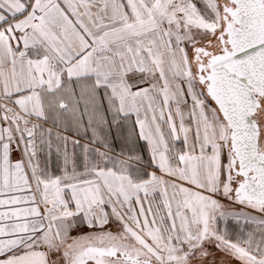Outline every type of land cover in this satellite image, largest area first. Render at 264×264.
Segmentation results:
<instances>
[{
    "label": "snow or ice",
    "instance_id": "1",
    "mask_svg": "<svg viewBox=\"0 0 264 264\" xmlns=\"http://www.w3.org/2000/svg\"><path fill=\"white\" fill-rule=\"evenodd\" d=\"M0 264H264V0H0Z\"/></svg>",
    "mask_w": 264,
    "mask_h": 264
},
{
    "label": "trees",
    "instance_id": "2",
    "mask_svg": "<svg viewBox=\"0 0 264 264\" xmlns=\"http://www.w3.org/2000/svg\"><path fill=\"white\" fill-rule=\"evenodd\" d=\"M127 131V130H126ZM141 143V142H140ZM141 144H143V143H141ZM53 159H55V157H53Z\"/></svg>",
    "mask_w": 264,
    "mask_h": 264
},
{
    "label": "crops",
    "instance_id": "3",
    "mask_svg": "<svg viewBox=\"0 0 264 264\" xmlns=\"http://www.w3.org/2000/svg\"><path fill=\"white\" fill-rule=\"evenodd\" d=\"M141 143H143V142L141 141Z\"/></svg>",
    "mask_w": 264,
    "mask_h": 264
}]
</instances>
